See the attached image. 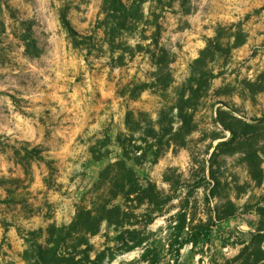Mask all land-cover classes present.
<instances>
[{
  "label": "rangeland",
  "instance_id": "rangeland-1",
  "mask_svg": "<svg viewBox=\"0 0 264 264\" xmlns=\"http://www.w3.org/2000/svg\"><path fill=\"white\" fill-rule=\"evenodd\" d=\"M105 2L0 0V264H27L52 225L107 197L98 180L124 158L122 132L138 148L127 165L171 198L160 216L137 209L152 219L130 227L136 233L103 223L89 236L91 257L236 264L264 205V176L255 181L242 151L260 150L264 169V0H123L128 11ZM197 80L186 132L175 106ZM231 115L258 128L224 145L232 134L219 120ZM160 116L151 137L149 120ZM130 236L146 242L129 250Z\"/></svg>",
  "mask_w": 264,
  "mask_h": 264
},
{
  "label": "trees",
  "instance_id": "trees-1",
  "mask_svg": "<svg viewBox=\"0 0 264 264\" xmlns=\"http://www.w3.org/2000/svg\"><path fill=\"white\" fill-rule=\"evenodd\" d=\"M106 6L109 0H106ZM119 3L123 6L125 11H128L127 6L123 0H119ZM129 16V15H128ZM134 19H139L134 17ZM67 21V20H66ZM126 26H122L125 28ZM5 30V22L0 20V33ZM206 50L203 51L201 57L197 59L198 62H203L205 58ZM201 73V72H200ZM198 88L191 85L190 92L192 95H183L180 103L176 104L178 109V117L181 121L179 130H185L190 132L195 128L194 125V112L191 101H193L195 92L202 89V84L199 80ZM163 112L161 114L163 115ZM138 115H146L144 112H137ZM222 112H220L221 114ZM136 112L130 111L128 113V123L134 121ZM230 121L220 119L219 122L222 126L229 130L232 137L227 142H221L224 145H233L239 143L242 139H247V136L258 128L255 125H251L242 119L231 115ZM264 120V119H263ZM262 120V121H263ZM151 122V137L156 138L158 131L163 130L164 122L160 116V119L155 125ZM137 122V121H136ZM174 122V121H173ZM243 125L244 131L237 129V126ZM159 129H156V127ZM248 128L253 130H248ZM117 141L123 149L124 158H119L116 161L110 162L100 173L98 184L109 185V193L106 198H101L94 202L91 207L81 206L77 210V214L73 221L69 225H52L50 229V237L47 240V245L36 244L32 250H27L25 258L27 264H98L99 256L96 258L91 257L92 246L89 236L97 234L103 223L107 222L111 226H115L118 229L124 230V232L136 233L137 230H131L130 227H134L141 222L149 221L152 219V210L155 216L164 214L165 207L170 202V196H165L158 190L157 185L151 180H147L143 184L138 177L137 173L130 168L125 159L130 158L133 148L135 147L130 142L127 134L120 133L117 137ZM135 151L138 148H134ZM246 155V161L248 162L250 173L258 184L262 183L264 176L263 158L259 151L256 149L242 150ZM264 151V150H263ZM136 160L140 161L146 157V154L142 152H136ZM139 153V154H138ZM213 175V174H212ZM215 177V175H213ZM215 179V178H213ZM118 198H122L123 202L114 203ZM137 202V204H135ZM232 203V202H231ZM153 207L151 211L146 210L142 215H138L136 210L142 206ZM235 207L234 203H232ZM256 211L260 215V223L252 234L251 239L248 242H244V246L235 257L234 262L236 264H264V205H258ZM234 212L228 213L233 215ZM220 214L216 216L219 220L224 219ZM149 217V219H148ZM151 217V218H150ZM147 219V220H146ZM212 220V218H211ZM150 223V222H149ZM203 225L206 223L203 222ZM208 229H211L210 224ZM138 234V233H137ZM209 233H207L208 235ZM131 243L128 245V249L131 250L137 247H143L146 240L140 236H130ZM123 241H127L123 239ZM143 261H149L144 252L142 255ZM157 261L151 263L154 264Z\"/></svg>",
  "mask_w": 264,
  "mask_h": 264
}]
</instances>
